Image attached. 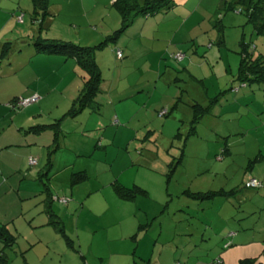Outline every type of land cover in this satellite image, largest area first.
<instances>
[{
    "label": "rangeland",
    "instance_id": "1",
    "mask_svg": "<svg viewBox=\"0 0 264 264\" xmlns=\"http://www.w3.org/2000/svg\"><path fill=\"white\" fill-rule=\"evenodd\" d=\"M17 1L0 0V19L16 17L20 23L18 26L26 23L27 28L32 18V27L37 23L34 28H39L41 15L32 13L33 0H22L20 7L16 5ZM181 1H175L178 6L173 9L149 17L146 26L143 24L145 20H138L115 43L95 52L103 80V93L97 98L103 105L97 114L88 115L89 111L85 110L77 118L81 127L88 130L86 154L71 161V167L75 165L74 171L85 170L87 179L70 192L65 183L67 172H72L70 168L49 182L53 196L68 197L72 193L67 206L53 202L52 210L62 211L64 207L71 210L72 216L63 222L66 223V234L74 243L77 228L81 233L83 231L79 223L84 224L80 219L75 227L73 219L76 216L72 209L90 206L119 210L117 219L124 227V234L133 226L137 228L138 220L139 225L150 222L152 227L150 225L147 230H156L155 234L162 226L158 245L171 242L169 245L174 246L173 243H178L181 263L187 258L193 264L198 256L209 257L208 263L214 258L219 260L215 248L218 252L225 251L226 243L222 239H226V235L231 238L229 233L239 232L248 239L252 237L264 243V83L233 91L239 86L235 76L240 61L241 37L244 35L245 42L255 46V55H264V37L253 33L246 25L245 16L236 11L222 9L221 15L216 14L222 0H191L186 4ZM63 8L57 16L58 7L54 8L56 14L49 13L54 24L48 36L62 34L67 39L64 41L90 47L120 27L119 16L110 6H99L96 22L91 24L90 16L82 19L78 4L71 9L68 5ZM76 24L81 26L82 35L94 34V37H86L80 42L77 38L79 32L74 30ZM14 48H22V54L34 50L24 43ZM116 50L121 51L122 58L117 57ZM35 62L36 68L43 67L44 63ZM73 66L70 70L66 68L69 73L63 83L56 75L50 78L52 94L43 106V117L62 115L71 107L87 78L77 65ZM17 86L5 85L3 89L14 91L19 89ZM220 93L208 112L201 109L208 107L209 100ZM105 94L110 100L105 101ZM12 101L1 102V109L9 108L13 116L26 109L17 108ZM198 114L201 119L197 122ZM97 142L102 147L96 149ZM258 155L263 157L259 161L256 160ZM252 178L259 187L242 188ZM115 180L127 188L137 185L145 189L148 196H138L133 202L118 200L110 185ZM10 181L7 194L0 198V224L6 225L16 243L12 248L4 249V253L11 264H24L21 255L28 247L27 242L35 237L28 225L33 215L36 223L45 219L43 212L35 214L39 209L44 210L45 197L30 192L37 191L35 184H39L38 181L23 182L20 190L17 189L18 182L24 180L15 176ZM221 189H237V193L204 201L183 195L187 190L206 193ZM93 191L97 192L91 195ZM25 192L32 194L23 197ZM89 195L93 197L87 199ZM113 212L117 211L97 217L96 225L113 223L110 214ZM150 230L148 238L157 239ZM189 232L188 237L181 236ZM108 238L109 241L103 236L97 238L90 248H85L89 241L84 243L83 251L87 253L88 262H98L102 256L107 262L112 254L129 248L126 244L131 248L141 239L136 237L135 244L129 245V242L119 243L113 236ZM52 239L63 246L69 258H78V253L68 249L59 235L53 234ZM2 247L0 243V250ZM167 254L170 253L164 254L165 263L174 264L172 256L169 258ZM261 260L264 264V253Z\"/></svg>",
    "mask_w": 264,
    "mask_h": 264
},
{
    "label": "crops",
    "instance_id": "2",
    "mask_svg": "<svg viewBox=\"0 0 264 264\" xmlns=\"http://www.w3.org/2000/svg\"><path fill=\"white\" fill-rule=\"evenodd\" d=\"M62 2H54L53 0H49L48 5V11L50 14H56L54 13V8L58 7V12L56 14L59 15L64 10L63 6H69L70 9L75 7L77 4L80 7L81 10V16L82 19L83 16H90L89 22H96L95 14L97 15V9L99 6L104 7H111L114 0H61ZM177 0H174V2ZM22 0H18L16 5H21ZM180 3V0H178ZM181 2L190 3L191 0H182ZM184 4V3H183ZM178 6V5H176ZM180 6V5H179ZM16 11V10H15ZM14 11V12H15ZM92 15V16H91ZM116 15V14H115ZM117 17V16H116ZM16 17H12L11 19L5 16L4 18L0 19V104L1 102L7 101L12 103L20 99V98H28L33 95H37L39 97V100L35 104H31L28 107H25L26 109L23 110L22 113L17 114L13 116L9 108H3L0 105V198H2L4 195L7 194V191L9 190L8 182L11 183L10 180H12L15 176L19 177V180H24L21 183L18 182L17 189L20 190L22 187V183L27 184L26 182L29 181L28 184L34 183V181H38L39 184H35V187L37 188V191H30L34 194L44 195L42 193V187L40 185L39 180L37 179L38 172L43 170L46 164V155L47 151L51 148L52 142H53V134L50 131L42 132L39 135H34L32 133H26L25 131L29 127H33L36 125H44V124H50L54 121V119L60 118L62 115H53L48 114L47 116L43 117L45 115L44 112V104L49 102L50 96L52 93H50V90H52L53 83L51 82L50 78L53 77V75L57 76V79L61 83H63L66 80V76L69 73L66 72V68L70 70V67L72 65H75V63L72 60H66L63 57L59 56H53L43 53H37L34 50H30L29 54L25 52V54H22V48H19L16 50L14 46L18 47L20 43H24L25 46L31 47L32 42L37 37V29L34 28V26H37L36 21H34L33 27L31 21L34 20L31 18L30 24H28V27L26 28V23H22L21 26H18L20 23H18L15 20ZM24 18V16H23ZM102 19H104V16H102ZM154 19V18H153ZM85 20V19H84ZM146 21V20H145ZM148 21V20H147ZM147 21L143 22L145 26L147 25ZM25 22V21H24ZM81 22V21H80ZM47 23V22H46ZM53 20H48L47 29H45L41 36L43 38L48 39H58V40H67L64 39L62 34H56L55 36H48V33H51L53 26ZM84 27H87L84 22L80 23ZM29 25H31L29 27ZM39 25V24H38ZM134 26V25H133ZM6 28L8 30H6ZM144 27H141L143 29ZM81 26L79 24H76L74 30L79 32V35H77L78 40L81 42L82 40H85L86 37H94V34L85 36L81 34L80 32ZM53 31V30H52ZM9 43L10 50L8 53L3 54V47ZM80 44V43H77ZM85 45V44H84ZM12 48L15 49L12 50ZM29 50V48L27 49ZM20 52L19 54H17ZM39 61L43 64V67L37 66L36 68V62ZM72 63V64H71ZM71 65V66H70ZM54 66L57 67L55 68ZM76 66V65H75ZM73 66V68H75ZM62 72V74L60 73ZM43 74V75H42ZM47 79H49L47 81ZM58 82V84L60 83ZM60 83V85H61ZM9 86V85H18L17 87L19 89L12 90V89H3V87ZM59 85V86H60ZM58 86V87H59ZM57 87V88H58ZM5 96V98H3ZM106 100H110L108 96L105 94ZM99 100V98H96ZM88 111V110H87ZM39 112V114H38ZM83 111L82 113H84ZM81 113V114H82ZM90 114H93L92 111L88 112ZM96 114V113H94ZM81 115H79L77 118H79ZM77 118L74 120H65L62 123V129L64 136L61 138V145L60 148L57 149V151L52 156V168L50 169L48 173L49 181L51 182L54 178L58 179L59 174L63 175L64 170H68L71 168L72 172H74V167H71V161L75 159H79L84 157L85 150H86V137H87V129L85 126L81 127V124L77 121ZM90 119V117H88ZM71 121V122H70ZM40 122V123H37ZM28 124H31L30 126ZM69 126H72L74 129H70ZM71 135L73 136L71 138ZM98 146L96 144V149ZM72 148V150H70ZM95 150V148H94ZM36 159V165L35 166H29V158ZM45 162V163H44ZM68 174L67 172V178L65 179V183L67 184V187L70 188V192H72L73 187H76L78 185L72 186L70 184V176L71 173ZM114 182V181H113ZM7 184V186H6ZM82 184V183H81ZM112 183H110L111 185ZM40 185V186H39ZM15 186V185H12ZM12 188V187H11ZM16 189V190H17ZM64 191V190H63ZM98 191V190H97ZM93 191L90 194L97 192ZM19 192V191H18ZM22 193L23 197H27L31 195L32 193ZM89 195L86 197L87 199H90L91 196ZM72 193L69 194V196H61L60 198L63 199H69L71 201ZM117 198V197H116ZM118 199V198H117ZM120 200V199H118ZM136 200V199H135ZM134 200V201H135ZM70 201L64 205L67 206ZM133 202V201H132ZM45 205V204H44ZM63 206V205H61ZM53 207V206H52ZM68 207H64L62 211L60 209L58 211H55V214H58L59 216H62V219L64 222L66 219H70V216H72L71 210ZM73 214L76 216L75 219V227H78V222L80 219L82 220L83 224L79 223V226L82 228V233L79 230V227L77 228V231L74 233L75 236V243L72 241L73 245V251L78 253V258H69V255H65L66 252L63 251L62 247L58 242L54 239H52L53 234L56 236L58 235L52 226L49 225L48 216L45 213V211H41L39 209L36 211L35 214H40L43 212L45 214V219L39 220L40 223H36V218L34 215L31 217V223L28 225L31 227L35 233L34 238L31 241H28V247L22 253L23 263L24 264H166L164 261V254L166 252H169L170 254H167L169 258L172 256L171 262L176 264H190L188 259L186 258L184 263L180 262L181 256H178L179 248L178 243L174 246H171V242H164L160 246L159 239L163 233L162 226H159V232L154 233L156 230H150L152 231L151 234H155L157 239H149V230L139 233L138 238L141 237V239H137L138 242L134 247L128 246L126 244V247H129L125 250L118 251L117 254H112V257H108V261L105 262L103 260V256L101 257L98 262L95 260L93 261H87V256L83 251L84 243L89 241V245L85 248H90L94 240L97 238H100L101 236L106 237V241H109L108 237L113 236L116 238V241H118L121 244H124L126 242H129V245H134L133 241L131 240L133 232L137 230L136 227L133 226L132 229H129V233L124 234V227L121 226V222H118V212L119 210H114L111 208H103V209H93L92 206L85 208H76L72 209ZM98 210V211H97ZM64 211V212H63ZM111 211H117L110 213L112 214L114 218L113 223H109L107 225H96L98 222L96 218H100L101 216H105L108 214V212ZM196 212V211H195ZM70 213V214H69ZM94 218V220L92 219ZM157 220V217H155ZM154 223V222H153ZM152 223V224H153ZM140 222L138 220V226ZM5 225V224H0ZM6 226V225H5ZM152 227V225H151ZM7 229V227H6ZM65 230H66V223H65ZM264 230V228L262 229ZM9 232V231H8ZM38 232V234H37ZM52 236H51V233ZM117 232L118 235L115 236L114 233ZM264 232V231H263ZM231 234V238L226 235V239L223 238L222 241L227 246L225 248L224 252H218V248H215V251L219 253V264H240L241 261L246 259H257V262H260L262 264L261 256L262 253H264V243L263 241L260 242V240H253L252 237L249 239L246 238V236H242L239 232L229 233ZM12 235V234H11ZM191 235V233H184L181 234V236L188 237ZM47 236V237H45ZM70 238V237H69ZM136 240V241H137ZM153 241V245H150V242ZM172 242H175L173 240ZM0 243L2 244V241L0 240ZM16 243V238H15ZM14 243V244H15ZM77 246V249L75 247ZM3 246V244H2ZM66 246V245H65ZM150 246H152L150 248ZM67 247V246H66ZM3 248V247H2ZM68 248V247H67ZM172 248V249H169ZM69 249V248H68ZM142 249V252H141ZM172 250V251H171ZM2 254L5 255L6 261L0 264H11V261L9 262L7 256L2 249L0 250ZM236 252V254H235ZM129 259L133 260L130 261ZM209 257L206 259V256H198L193 264H214L217 261L214 259H211V261L208 263ZM215 261V262H214ZM133 262V263H132Z\"/></svg>",
    "mask_w": 264,
    "mask_h": 264
},
{
    "label": "trees",
    "instance_id": "3",
    "mask_svg": "<svg viewBox=\"0 0 264 264\" xmlns=\"http://www.w3.org/2000/svg\"><path fill=\"white\" fill-rule=\"evenodd\" d=\"M33 11L34 15H41L39 19V28L37 37L32 42V47L37 53H43L48 55H59L66 60H72L75 65L79 67L85 74L83 86L80 89L78 95L73 99L71 107L66 111L60 118L54 119L50 124L36 125L29 127L25 132L39 135L42 132L50 131L53 134V142L51 148L47 151L45 168L38 172L37 179L39 180L42 193L44 194V211L48 216L49 225L53 227L55 232L63 239L64 244L69 248L73 249L72 241L66 234L65 225L63 219L52 210L53 202L58 205H66L70 200L65 199V202H61L59 196H53L49 187L48 173L52 168V156L60 148L61 138L64 136L62 129V123L65 120H74L85 110L98 113L103 103L97 100V96L103 93V80L100 74V69L95 60V52L97 49H101L108 44L115 43L124 31L133 25L138 20H148L159 13H165L176 7L174 0H114L111 8L114 9L120 19V27L112 33V35L106 36L105 39L97 45L85 47L78 44L71 43L69 41H63L58 39H48L41 36L42 31L47 29L48 20L50 19L48 12L49 0H33ZM219 7H217L218 15H221V10L236 11L238 14L244 15L246 18V25L250 26L253 33L258 36L264 37V0H232L227 2L226 0L220 1ZM47 22V23H46ZM222 36V35H221ZM240 61L238 65L237 74L235 81L239 84L238 88H234V92H238L239 87L252 86L255 84L264 83V55H255V46L251 42H245L244 35L240 39ZM9 43L3 47V54L8 53ZM116 55L122 58V53L116 50ZM232 90V89H230ZM209 100L208 107L201 108L200 104L197 106L204 111L208 112L211 105L215 104L219 99L220 95ZM104 95V94H103ZM106 101V99H105ZM38 102V101H37ZM36 102V103H37ZM35 104V103H33ZM201 119V114L197 116V122ZM194 130V128H192ZM98 146H101L97 142ZM102 147V146H101ZM263 157L258 155L256 160H261ZM34 163L29 166L36 165V159L29 158ZM173 170L170 172L172 173ZM87 179L85 170L74 171L70 176V184L72 186L83 183ZM255 180L254 178L250 179ZM169 181V180H168ZM244 183L242 188L246 189H257L259 184L255 187H247ZM258 183V182H257ZM241 188V189H242ZM240 189V188H239ZM112 190L115 196L122 201L132 202L137 199L138 196L146 197L148 192L134 185L132 188H127L115 180L112 183ZM237 189L225 191L223 189L219 191H210L206 193L201 192H190L184 191L183 195L191 199L204 201L211 199L214 196L229 197L233 195ZM151 224L150 222L145 225H139L137 232L131 237L132 241H136L139 233L147 230ZM137 237V238H136ZM0 240L2 241L3 248H12L15 243V237L11 235L6 229L5 225H0ZM227 246L224 245V249ZM4 253V252H3ZM6 261L5 255L0 252V263ZM216 263L219 264V260L216 259ZM215 262V261H214ZM257 259H246L240 262V264H255ZM179 264V263H176ZM261 264V263H258Z\"/></svg>",
    "mask_w": 264,
    "mask_h": 264
},
{
    "label": "built area",
    "instance_id": "4",
    "mask_svg": "<svg viewBox=\"0 0 264 264\" xmlns=\"http://www.w3.org/2000/svg\"><path fill=\"white\" fill-rule=\"evenodd\" d=\"M38 100H39V97L37 95H33V96L28 97V98H20V99H18L16 101L15 106L17 108H24V107H27V106L33 104V103H36ZM29 163L30 164H33L34 161L33 160H30ZM257 185H258V183L255 180H251V181H249L246 184L247 187H255ZM60 201L63 202V203L65 202L64 199H61Z\"/></svg>",
    "mask_w": 264,
    "mask_h": 264
}]
</instances>
